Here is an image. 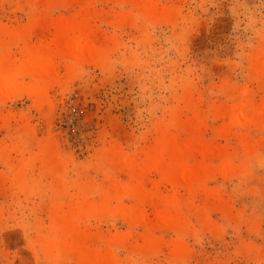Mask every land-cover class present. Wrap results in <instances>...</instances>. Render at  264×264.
Returning <instances> with one entry per match:
<instances>
[{"label":"rangeland","instance_id":"obj_1","mask_svg":"<svg viewBox=\"0 0 264 264\" xmlns=\"http://www.w3.org/2000/svg\"><path fill=\"white\" fill-rule=\"evenodd\" d=\"M154 1L174 15L146 19L129 0H70L50 10L35 7L31 0H0V32L32 30L34 20L40 19L30 46L50 43L52 24L81 11L91 16L99 44L113 48L106 62L77 65L73 72L68 63L56 60L58 81L42 109L30 95L29 79L0 101V147L7 155L6 160L0 157V264H52L42 244L51 232L54 207L62 204L66 210L76 204L83 185L92 189L90 198L99 205L108 185L122 190L131 182L129 172L115 163L119 156L143 163L144 152L160 134L156 126L165 124L160 132L166 131L176 116L190 125L197 114L204 122L201 142L237 153L233 163L240 173L221 170L218 159L202 160L221 171L211 174L209 166L216 178L210 177L205 190L194 195L161 184L155 171L145 178L147 193L182 198L178 208L188 227L183 235L157 227L152 232L155 248L142 252L145 227L130 226L121 213L129 204L136 206L130 199L113 202L116 208L120 204L114 209L120 214H92L81 229L96 238L92 249L102 254L110 249L122 264H264V125L234 116L247 100L264 104V80L254 66L257 56L264 64V0ZM23 47L10 48L14 66L24 58ZM25 133L30 135L27 140ZM170 133L180 134L183 141L190 138L180 128ZM243 137L251 140L255 152H245ZM43 144L57 153L60 176L43 164ZM20 162L28 167L27 190L14 180L13 168ZM152 206L140 209L154 224ZM203 214L210 219L199 218ZM122 236H129L127 245L109 246ZM178 242L186 249L180 259L174 255Z\"/></svg>","mask_w":264,"mask_h":264},{"label":"bare ground","instance_id":"obj_2","mask_svg":"<svg viewBox=\"0 0 264 264\" xmlns=\"http://www.w3.org/2000/svg\"><path fill=\"white\" fill-rule=\"evenodd\" d=\"M31 2L37 8L42 7L44 10H50L54 5L67 4L70 3V0H31ZM129 2L139 14L146 19L155 20L164 17L171 18L175 13L172 9H161L158 5L159 3H156L154 0H129ZM88 6H90V4H88ZM74 16L75 17L72 19L55 21L51 26L55 30L52 41L35 47L30 46L28 41L32 37L34 30L39 28L40 19L34 20L32 30H23L18 33L0 32V101L17 93L22 85H24L23 80L29 79L31 81L29 88L30 95L36 107L42 109L48 103V92L50 88L58 81L56 60L68 63L67 69L69 72H73L77 65L106 62L110 49L111 51L113 49L111 48V44L109 45L107 42H105L107 44H99L95 38V31L91 24L92 18L89 14H83L80 11L78 15ZM21 44L24 46L22 49L24 58L19 66H14L11 60L10 48L13 45L19 46ZM254 63L258 76L264 80L263 59L257 56ZM192 102L193 100H189L186 104L192 107ZM197 111L196 113L200 112L199 110ZM234 113L235 118H237L236 120L243 118L241 120H245L244 122L264 125V104L257 105L252 100H247L240 111H234ZM197 115L196 121L190 125L180 121L178 116H173L175 118L174 120L172 118L169 128L164 126L166 131L160 132L161 126L165 124H159L158 127L156 126L157 129H160L159 131L157 130L160 134H158L154 144L144 152L145 158L143 163H137L135 160H131L132 158H129L128 155V157L125 155V157L123 155L119 156L115 163H117L122 170H127L129 172L131 182L123 185L122 190H120L119 186L115 183L114 185H108L107 188H104L103 195H101L103 196V200L101 198L102 202L99 203V205L90 198L92 189H90L91 191H89L88 188L86 190V188H84L86 185H83L80 186V189L82 188V192L80 193H83L82 199L76 204L71 205L69 208L67 207L66 210L60 208L62 206L61 203L58 208V205L54 207V211L52 210L53 215L50 216L52 217L51 232L42 244L44 252L49 257L52 264H64L67 261H75L78 264H122L113 255L112 250L109 249L106 254H102L98 250L92 249L91 245L95 244L96 238L88 235L81 229V225L92 214L97 213L98 215V213H103L104 215L106 213L105 215H107L108 212L113 214L112 212L114 211L120 214V212L114 210L117 206H114L113 202L121 201L122 199H130L136 203L135 207H131L130 205L132 204H129V206L126 207L127 209L124 208V210H122L121 213L124 219L127 220L129 224L131 223L130 226L142 225L146 229V233L144 236L142 235L144 244L141 248L139 247L142 252L147 253L155 248L157 241L152 232L157 227L172 229L179 235L185 233V229L188 228H185L184 220L186 219L183 220V216L180 214L178 208L179 201H181L182 198L181 200L179 197L176 199L174 195H172V197L171 194V197L169 195L163 196L164 194L160 196L158 194L159 192L157 193L156 190L155 192L152 191L153 193H147L145 187H143L145 178L155 171L160 175L161 184L167 183L176 189L185 188L190 195H194L205 190V182L208 179H212L210 177L214 176L216 178V175L213 174V176H211V174H216L219 169L216 168L217 170H211L213 167L211 168V165L208 163L210 170L213 171L210 174L208 171L209 166H206L207 163L205 164L202 160L208 158L218 159L220 160L219 163L221 165L219 167H221V170L225 172H234L235 170L234 175L235 173H240V171H238L239 173L237 172V170H239V168H237L238 164L235 166L233 163V158L237 153L233 156L231 155L232 152L229 153L223 148L213 147L209 145V143L204 142V139L203 142H201V128L204 122H202V114ZM234 116L233 120L235 119ZM171 128H180L182 131L185 130L189 133L190 138H188L187 141H183L180 134L170 133ZM225 132L226 129L223 128L221 134H225ZM29 136V134L25 133L23 136L24 140H27ZM241 144L246 153L251 154V152L254 151V145L248 137L241 138ZM6 156L4 149L0 147V157L6 160ZM40 156L49 173L53 174L55 177L60 176L61 173L59 174L60 171H58L59 169L57 168V153L50 148L49 144H43L40 147ZM192 159H196L197 161L191 163ZM198 159H200V161H198ZM244 167L242 166L243 169ZM27 169L28 167L24 163L13 168L14 180L22 187V190L29 189L27 188ZM219 170L218 172L221 171ZM226 175L228 178L229 173ZM224 177L223 178L226 179V176ZM208 195L210 194L208 193ZM147 204H151V208L153 207L152 205L156 207V223L154 224L153 221L152 223L149 221L150 218H147L148 213L146 212V214L144 210L142 211L140 209V207ZM119 205L116 209H119ZM187 207L191 206L189 205ZM166 210H168L167 213ZM216 210H218V208ZM196 212H198V209ZM198 214H200V212H198ZM204 214L203 216H199V218L204 217L205 220L210 219L209 216H204ZM206 217L208 218L206 219ZM204 218H202V220ZM202 220L200 219V221ZM202 222L205 223L206 221ZM211 226H213V224ZM127 237L126 239L125 237H115L109 246L111 247V245L115 243L127 245ZM174 248V255L176 258L180 259L186 254L183 243H176Z\"/></svg>","mask_w":264,"mask_h":264}]
</instances>
